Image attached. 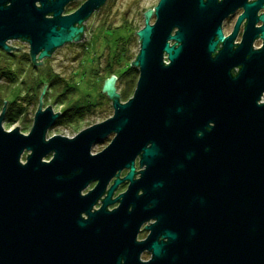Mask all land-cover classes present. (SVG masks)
I'll return each mask as SVG.
<instances>
[{
  "label": "water",
  "instance_id": "1",
  "mask_svg": "<svg viewBox=\"0 0 264 264\" xmlns=\"http://www.w3.org/2000/svg\"><path fill=\"white\" fill-rule=\"evenodd\" d=\"M70 1L0 0V49L26 41L37 64L79 40L83 22L105 0H84L63 14ZM257 6L245 4L223 38L216 0H158L135 30L132 96L121 102L116 76L104 78L112 115L73 137L45 138L59 111L42 110L40 95L27 134L17 125L4 129L3 100L0 264H264V12L257 27L249 12ZM257 35L262 44L254 49Z\"/></svg>",
  "mask_w": 264,
  "mask_h": 264
},
{
  "label": "rangeland",
  "instance_id": "2",
  "mask_svg": "<svg viewBox=\"0 0 264 264\" xmlns=\"http://www.w3.org/2000/svg\"><path fill=\"white\" fill-rule=\"evenodd\" d=\"M157 1L106 0L83 22L84 31L79 40L54 49L48 57L38 60L41 63L31 62L26 41L10 40L8 44L15 46L10 52L0 49V111L3 100L6 101L2 127L11 130L17 125L20 132L27 134L39 105V95L42 110L49 104L53 112L59 111L55 123L46 131V139L54 134L73 137L80 130L110 117L113 113L111 101L100 96L104 94L100 90L104 78L112 74L116 76L114 88L117 93H124L121 102L132 96L137 75L134 72L121 75L120 72L125 63L130 64L138 53L139 40L135 30L143 26V12L152 9ZM80 2L82 0L69 3L63 13L75 10ZM150 22H153V16ZM261 97L264 100V93ZM91 103L95 105L89 106L82 116L73 115L74 109L86 108ZM8 109L10 113H7ZM69 114H72L70 118ZM112 136L109 134L92 144L91 153L102 150ZM26 153L25 150L22 160ZM51 156L49 153L43 160L48 161ZM135 168L140 169L137 159ZM125 172L122 170L119 176ZM126 186L127 183L118 186L113 197L124 191ZM91 188L92 183L83 192ZM95 206L98 207L99 203ZM145 234L147 232H138L137 239L144 238ZM149 257L146 251L140 256L142 260Z\"/></svg>",
  "mask_w": 264,
  "mask_h": 264
},
{
  "label": "flooded vegetation",
  "instance_id": "3",
  "mask_svg": "<svg viewBox=\"0 0 264 264\" xmlns=\"http://www.w3.org/2000/svg\"><path fill=\"white\" fill-rule=\"evenodd\" d=\"M73 1H76V0H73ZM73 1H70L69 3L73 2ZM84 0H82L83 2ZM106 1V0H105ZM259 1V6L255 7V8H251L249 9V12L250 14L252 13L253 16H255L257 19L255 20V23H254V27H257L261 24V21L259 20V16L264 12V0H216L217 3H221V6H222V10H223V15L221 17V20H220V29H221V32H222V36L223 38L229 36L233 30H234V27H235V24L237 22V19L240 15H242L246 10H245V4L247 3H251V2H257ZM67 3L65 5V7L69 4ZM81 4V2H80ZM104 4V3H103ZM102 4V5H103ZM229 4V7L228 8H225V6ZM64 7V9H65ZM154 7V6H153ZM73 11V10H72ZM71 12V11H69ZM94 12V11H93ZM65 13V12H64ZM63 13V14H64ZM68 13V12H67ZM249 15H245L241 21L239 22L238 26H237V29L235 30V34H234V37L232 39V48L234 49L237 44H239L242 40V36L245 32V27H246V24L249 20ZM153 16V20H154V15L152 14ZM262 44V40L260 39L259 35H257L253 41H252V48L256 49V48H259ZM221 47V43H218L216 49H215V52L213 54H215ZM238 68L237 66L235 67H232L231 68V73L232 74H235L237 71H238ZM135 163H136V160H135ZM92 183V186L94 185L95 182H91ZM90 183V184H91ZM124 183H127V182H124ZM89 184V185H90ZM123 184V183H122ZM121 185V184H120ZM119 185V186H120ZM82 193H85L82 191ZM114 195V193H113ZM113 195H112V198H113ZM94 208H97L96 206ZM109 208V207H108ZM109 209H112V208H109ZM85 216V215H83ZM153 220L150 219L149 221H146L144 222L140 229H139V232H147L148 234V230H146L144 227L151 223ZM144 236V238L146 237V235ZM142 238V239H144ZM142 239H139V240H142ZM144 252V251H143ZM148 252V251H146ZM149 253V256L151 255L150 252Z\"/></svg>",
  "mask_w": 264,
  "mask_h": 264
},
{
  "label": "trees",
  "instance_id": "4",
  "mask_svg": "<svg viewBox=\"0 0 264 264\" xmlns=\"http://www.w3.org/2000/svg\"><path fill=\"white\" fill-rule=\"evenodd\" d=\"M72 12V11H71ZM69 13V12H68ZM4 51V50H3ZM12 53V52H11ZM129 72H134V74L136 73V75L138 76V70H137V68H133L128 62L127 63H125V65L122 67V70H121V72H120V74L121 75H124V74H127V73H129ZM120 75V76H121ZM117 79H118V77H117ZM101 90V89H100ZM102 92V91H101ZM102 93H104V92H102ZM119 93L121 94H119L120 96H119V100L121 101L122 99V97L124 96V93L123 92H120L119 91ZM105 94V93H104ZM104 94H100V96H103V97H106V98H108L107 96H106V94L104 95ZM109 99V98H108ZM110 101H111V99H109ZM124 100H127V98H125ZM92 105H95V104H89V105H87L86 106V108L85 107H78V108H76V109H74L76 112L75 113H73V115H75V116H77V117H79V116H82L86 111H87V109H88V107L89 106H92ZM7 113H10L9 112V109L7 110ZM63 115V114H62ZM62 115H60V117L62 116ZM70 115V114H69ZM72 116V114L70 115V116H68V118H70ZM66 118V117H65ZM61 118H59L58 120H60ZM55 123V122H54Z\"/></svg>",
  "mask_w": 264,
  "mask_h": 264
}]
</instances>
